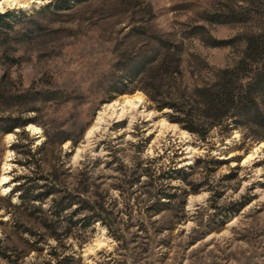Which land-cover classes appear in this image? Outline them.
<instances>
[{
    "label": "rangeland",
    "instance_id": "1",
    "mask_svg": "<svg viewBox=\"0 0 264 264\" xmlns=\"http://www.w3.org/2000/svg\"><path fill=\"white\" fill-rule=\"evenodd\" d=\"M0 13V179L11 163L0 264H264V147L243 163L264 139L220 128L184 136L147 92L148 69H181L163 75L167 94L235 65L245 36L264 29V0H42ZM136 93L140 111L86 138L104 104ZM48 176L61 188L33 206L79 194L65 215H88L81 201L97 200L112 228L65 221L53 232L17 193L10 204L19 182Z\"/></svg>",
    "mask_w": 264,
    "mask_h": 264
},
{
    "label": "trees",
    "instance_id": "2",
    "mask_svg": "<svg viewBox=\"0 0 264 264\" xmlns=\"http://www.w3.org/2000/svg\"><path fill=\"white\" fill-rule=\"evenodd\" d=\"M8 17L6 13H0L1 26L8 24ZM245 42V49L235 65L211 69L210 77L201 84L193 87L184 86L177 92L163 93L161 83L164 74L177 77L182 74L181 69L178 67L176 69H148L149 72L151 71L148 94L156 102L158 109H171L168 116L172 122L179 123L183 129L198 134L204 139L214 128L227 131L243 129L248 137L264 139V29L247 34ZM179 62L178 60L177 64ZM136 74H140V71ZM27 93L29 91L22 94ZM29 122L27 120L14 123L4 131L24 127ZM73 143L76 142L73 141ZM27 154L33 155L30 150ZM42 180L46 182H19L12 188L7 198L10 204L17 207V204L12 201V195L17 193L20 198L19 207L26 206L30 210V215L38 213L45 215L44 223L53 232H57V228L61 227L65 221L70 223L69 230L75 226L86 228L97 221L109 229L112 228L103 205L97 200L84 199L81 201L82 210L92 211L88 215L76 220L74 217L80 211L65 215V211L77 202L76 200L81 196L79 194L67 193L60 199L54 198L53 205L47 210L33 206L32 204L37 201L43 203L55 194L58 188H61V181L51 176L43 177ZM166 195V198L173 196L171 193H166ZM65 258L69 261L74 260L73 256Z\"/></svg>",
    "mask_w": 264,
    "mask_h": 264
},
{
    "label": "bare ground",
    "instance_id": "3",
    "mask_svg": "<svg viewBox=\"0 0 264 264\" xmlns=\"http://www.w3.org/2000/svg\"><path fill=\"white\" fill-rule=\"evenodd\" d=\"M40 2H42V0H0V10L3 11L6 7H19L22 9H30L34 5V3H40ZM142 102H143V96L136 93L133 95L124 96L123 99L121 100L114 99L104 104L102 108L98 111V114L95 118L93 125L88 129L86 133V138H89L88 140H90L97 131L101 129H106V126L108 124L107 123L108 118L118 117V119H120L124 116H128L129 114H131L130 116H133V113L139 110V107ZM150 113H152V111H150ZM163 125H168L173 128L178 127V124L170 123L166 120H164ZM28 128L35 133L41 132V128L34 125H30ZM179 130L180 132H182L184 136L189 135V132L186 129L179 128ZM12 136H13L12 134H8L9 139L12 138ZM263 147H264V141H261L256 145L254 151H252L251 153L245 156L243 163L245 164L248 161L252 160L255 157L257 150ZM196 151L197 149L193 147L189 149V152H196ZM10 164L11 163L8 162L4 163V173L2 174L0 179L1 185L4 188L5 192L9 190V188L5 186V184L8 183L10 180V176L6 174L8 173V170L11 168ZM104 235L105 232L103 231L102 236L96 238L95 244L90 247V250H93L96 247H100L105 243L106 237Z\"/></svg>",
    "mask_w": 264,
    "mask_h": 264
}]
</instances>
